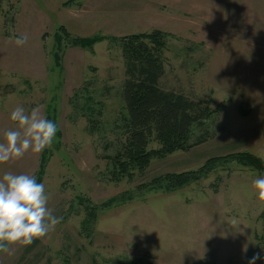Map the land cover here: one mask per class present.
Here are the masks:
<instances>
[{
    "label": "rangeland",
    "instance_id": "374dc122",
    "mask_svg": "<svg viewBox=\"0 0 264 264\" xmlns=\"http://www.w3.org/2000/svg\"><path fill=\"white\" fill-rule=\"evenodd\" d=\"M62 28L71 38L165 32L161 85L213 97L214 113L192 127V148L112 181L126 113L121 46L70 39L57 52ZM17 106L39 107L58 126L42 183L60 222L30 245L11 244L0 264H247L264 249V200L253 188L262 172L235 160L206 165L246 151L264 161V0H0V140L16 127ZM41 156L2 163L0 175L37 176ZM201 167L186 185L165 178Z\"/></svg>",
    "mask_w": 264,
    "mask_h": 264
},
{
    "label": "trees",
    "instance_id": "16d2710c",
    "mask_svg": "<svg viewBox=\"0 0 264 264\" xmlns=\"http://www.w3.org/2000/svg\"><path fill=\"white\" fill-rule=\"evenodd\" d=\"M62 33L55 36L57 48L63 53L64 47L81 46L92 48L95 43L110 39L119 42L124 61L125 79L123 83V98L126 113L120 116L119 136L121 140L119 152L110 159L113 163L112 181L125 177L132 179L136 173L144 174L152 160L177 151H189L192 127L201 125L215 109H212L211 98H195L180 90L167 89L161 85L165 75V51L168 49V35L160 30L134 33L123 37L95 36L71 38L62 28ZM66 43V44H65ZM56 52V65L62 57ZM94 114V113H92ZM119 140V141H120ZM157 143L158 148H151ZM49 159V151L42 152L40 167L37 171V181L43 182L46 173L45 166ZM216 160L223 162L239 161L253 169H258L264 175V161L261 157L246 151L233 152L213 156L207 159V168ZM205 165V167H206ZM201 167L197 171H182L168 174L169 184L186 185L197 181L207 171ZM95 214L84 224L94 220ZM37 240H35L36 243ZM35 243L33 245H35ZM2 252V251H0Z\"/></svg>",
    "mask_w": 264,
    "mask_h": 264
},
{
    "label": "clouds",
    "instance_id": "9594fccd",
    "mask_svg": "<svg viewBox=\"0 0 264 264\" xmlns=\"http://www.w3.org/2000/svg\"><path fill=\"white\" fill-rule=\"evenodd\" d=\"M14 40L17 46H22L28 36L16 35ZM9 119L16 127L3 133L0 164L19 159L29 151L41 153L56 138V122L42 116L39 107H33L29 112L23 106H17L10 112ZM253 188L258 198L264 200V175L253 181ZM47 205L45 185L38 182L35 175L13 172L0 175V251H8L9 246L15 243L30 245L34 239L44 237L53 230L60 218ZM262 253L264 249L253 254L247 264H256L257 260L264 264Z\"/></svg>",
    "mask_w": 264,
    "mask_h": 264
}]
</instances>
